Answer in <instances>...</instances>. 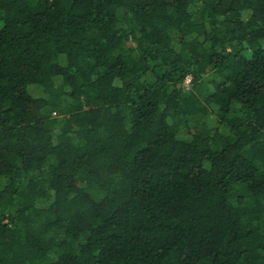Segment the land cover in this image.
I'll return each instance as SVG.
<instances>
[{
  "label": "trees",
  "instance_id": "16d2710c",
  "mask_svg": "<svg viewBox=\"0 0 264 264\" xmlns=\"http://www.w3.org/2000/svg\"><path fill=\"white\" fill-rule=\"evenodd\" d=\"M0 264H264V0H0Z\"/></svg>",
  "mask_w": 264,
  "mask_h": 264
},
{
  "label": "rangeland",
  "instance_id": "374dc122",
  "mask_svg": "<svg viewBox=\"0 0 264 264\" xmlns=\"http://www.w3.org/2000/svg\"><path fill=\"white\" fill-rule=\"evenodd\" d=\"M211 77H213L211 74L206 75V77H205V84H204L206 86L205 90L211 89L212 86H213V83H211V80L208 79V78H211ZM188 83L186 82L185 86L190 87V84H188Z\"/></svg>",
  "mask_w": 264,
  "mask_h": 264
},
{
  "label": "built area",
  "instance_id": "2783aa9c",
  "mask_svg": "<svg viewBox=\"0 0 264 264\" xmlns=\"http://www.w3.org/2000/svg\"><path fill=\"white\" fill-rule=\"evenodd\" d=\"M186 82L188 83V82H190V77H188L187 79H186ZM189 84V83H188Z\"/></svg>",
  "mask_w": 264,
  "mask_h": 264
}]
</instances>
